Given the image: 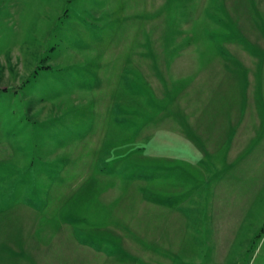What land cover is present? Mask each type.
<instances>
[{
    "label": "rangeland",
    "instance_id": "1",
    "mask_svg": "<svg viewBox=\"0 0 264 264\" xmlns=\"http://www.w3.org/2000/svg\"><path fill=\"white\" fill-rule=\"evenodd\" d=\"M0 264H264V0H0Z\"/></svg>",
    "mask_w": 264,
    "mask_h": 264
}]
</instances>
